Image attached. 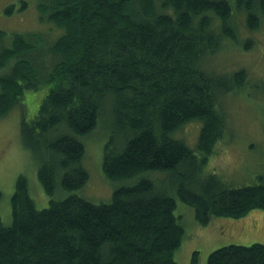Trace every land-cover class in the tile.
<instances>
[{
    "label": "trees",
    "instance_id": "1",
    "mask_svg": "<svg viewBox=\"0 0 264 264\" xmlns=\"http://www.w3.org/2000/svg\"><path fill=\"white\" fill-rule=\"evenodd\" d=\"M36 9L45 30H0V115L46 89L19 133L48 205L37 208L26 176H17L10 221L0 217V264H177L176 198L201 225L264 212L262 180L232 187L205 172L223 127L216 106L244 76L202 68L219 46L214 18L221 35L233 11L255 30L264 0H41ZM193 121L202 122L195 151L171 136ZM97 132L106 135L107 178L158 171L167 179H139L107 203L76 194L88 179L80 139ZM206 264H264V244L221 246Z\"/></svg>",
    "mask_w": 264,
    "mask_h": 264
},
{
    "label": "rangeland",
    "instance_id": "2",
    "mask_svg": "<svg viewBox=\"0 0 264 264\" xmlns=\"http://www.w3.org/2000/svg\"><path fill=\"white\" fill-rule=\"evenodd\" d=\"M23 1L27 7L21 9ZM39 1L0 0V30L5 31L7 37L13 32L45 30V25L38 21L36 5ZM9 5L12 8L6 13ZM214 19L212 28L218 35L219 46L203 61L202 68L217 74L240 72L244 82L240 88L221 98L216 106L223 127L204 169L206 173L214 172L232 187L258 184L259 180L264 182V20L255 30H250L246 26L245 14L233 11L228 20L229 33L224 35L222 32L221 35V22ZM5 74L6 70H0V76ZM45 91L26 92L23 106L0 115V217L3 222L10 221L9 201L20 174L26 176L37 208L48 205V197L37 180L34 157L22 146L19 133L22 116L28 120L34 117ZM201 126V121L189 122L171 136L195 151ZM98 133L80 139L85 149L83 168L88 179L76 194L93 203H107L119 187L131 186L142 178L154 183L158 181L156 185L167 179L166 174L158 171L144 172L120 181L107 178L101 168L106 135ZM175 201V214L180 216L184 230L181 246L175 253L177 264H190L195 252V264H206L212 250L229 244H264V212L260 210L250 211L238 219L213 218L207 225H201L195 220L192 207L178 198Z\"/></svg>",
    "mask_w": 264,
    "mask_h": 264
}]
</instances>
